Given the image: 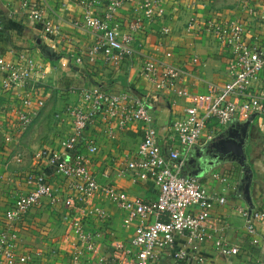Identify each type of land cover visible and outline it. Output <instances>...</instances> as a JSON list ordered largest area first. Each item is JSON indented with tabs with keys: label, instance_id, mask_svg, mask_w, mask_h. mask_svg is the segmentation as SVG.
<instances>
[{
	"label": "crops",
	"instance_id": "obj_1",
	"mask_svg": "<svg viewBox=\"0 0 264 264\" xmlns=\"http://www.w3.org/2000/svg\"><path fill=\"white\" fill-rule=\"evenodd\" d=\"M144 1H127L117 13L122 32L130 31L129 23L136 18L142 19V25L135 34L136 55L113 64L102 52L89 54L97 36L82 24L85 5L81 0H32L31 5L34 2L43 5L48 18L58 27L57 36L45 35L42 25L29 18L24 0H0V56L10 62L20 61L22 55L32 57L36 62L34 87L44 100L42 106L33 103L29 109L32 122L21 130L12 109L29 84L5 90L2 87L5 73L0 70V231L6 223V210L19 195L31 189L26 181L30 171L43 172L62 195L59 202L44 198L18 222L17 252L30 254L31 261L26 264H74L77 239L72 220L84 216L89 207L78 200L73 206L64 205V198L70 195L66 178L47 162L52 153H69L63 144L69 138H76V149L87 156L89 169L102 185L116 186L149 201L158 199L154 179L143 178L128 168L144 136L141 122L120 126L122 110H119L107 122L102 121L100 114L95 123L76 135L71 110L85 103L86 89L99 87L112 93L139 96L149 105L159 143L168 154L173 144L180 147L172 138V122L184 117L186 109L195 105L196 95L207 94L211 86L220 88L231 79L233 53L220 41L218 26L238 24L244 29L245 43L264 48V0H161L160 12L152 18L144 15ZM104 10V5L97 4L99 13ZM81 54L83 61L77 62L76 57ZM149 59L180 68L181 80L176 85L167 83L158 88L145 73L144 65ZM256 85L264 87V74ZM200 105L205 107V103ZM241 122L235 117L227 130L238 128ZM263 123L264 120L255 117L245 126L249 171L237 160L217 156L210 149L212 141L222 132L216 119L207 123L200 142L190 152L184 173L198 176L210 192L225 196L226 202L214 205L206 236L194 248L187 246L189 258L183 264H201L199 256L206 258V264L264 263V219L257 222V233L252 235L239 212L240 208H247L264 214ZM9 134L12 138L7 141ZM91 141L98 147L95 152L88 149ZM89 206L108 212L103 221L93 216L83 219L88 229L101 232L100 252L110 256L113 243H128L134 225L124 224L127 213L104 193L96 196ZM219 243L237 246L240 252L221 254ZM184 245L186 238H178L176 248ZM173 263L172 250L166 249L152 264ZM78 264H90V258L83 257Z\"/></svg>",
	"mask_w": 264,
	"mask_h": 264
},
{
	"label": "built area",
	"instance_id": "obj_2",
	"mask_svg": "<svg viewBox=\"0 0 264 264\" xmlns=\"http://www.w3.org/2000/svg\"><path fill=\"white\" fill-rule=\"evenodd\" d=\"M127 1L130 0H81L85 5L82 24L91 28L97 36L89 54L102 52L105 59L113 64L136 55L135 34L142 25V19L131 21L128 32L121 31L122 23L117 20L119 9ZM160 1L143 2L145 17L152 18L160 12ZM31 2L32 0H24L29 18L42 25L45 35L57 36L58 27L48 18L43 5L40 2L31 5ZM97 4L105 6L104 12L97 11ZM164 31L168 32L169 29ZM217 31L220 41L233 53L230 62L231 79L220 88L211 86L207 94L196 95L195 105L186 109L184 117L172 122V138L179 142L181 149L173 144L168 154L164 152L159 143L158 131L153 126L150 107L135 94L112 93L94 87L84 91L85 103L82 106L72 108L76 135L95 123L100 114L102 121L107 122L119 110H122L120 126L141 122L144 136L136 158L128 163V168L135 170L143 178L151 176L159 189L158 199L149 201L140 196H131L116 186L102 185L89 169L87 156L76 149L75 137L63 142L69 153L48 155V164L67 181L70 195L64 198V205L73 206L78 200L89 207L84 211V216H76L72 220L77 239L73 252L74 264H78L86 256L90 258V264H152L166 249L172 250L173 264H183L189 258L187 246L194 248L206 236L212 208L217 203L224 204L226 198L210 192L198 176L184 173L187 158L200 142L211 119L217 120L222 132L227 130V125L235 117L241 121H251L255 117L264 120V87L256 85L261 82L264 74V48L245 43L244 29L238 24L219 25ZM20 58L18 62H10L0 56V70L5 73L2 80L5 90L29 84L26 92L19 97L17 106L12 109L20 129L25 130L32 122L29 109L34 102L42 106L44 100L36 93L37 88L33 83L36 62L25 55ZM82 58V54L77 56V62H82ZM63 65L67 63L63 62ZM144 67L147 77L158 88L165 87L167 83L176 85L183 75V70L172 64H158L150 59L146 60ZM200 103H205V107ZM11 126L14 127L15 122ZM11 138L9 134L6 140L10 141ZM88 149L95 152L98 147L91 141ZM26 176L31 189L19 195L5 213L6 223L0 231V264H26L31 261L30 254L17 252V224L32 208L40 205L44 198L59 202L62 197L43 172L32 170ZM214 176L222 181L226 180L218 174ZM100 193L106 194L127 213L124 220L126 226L134 225V232L128 243H113L114 249L110 256L100 252L98 240L101 232L88 229L83 219L92 216L102 221L107 219L108 212L105 209L89 206ZM239 212L245 219L247 231L255 235L257 222L264 219L263 212L247 208H240ZM180 237L186 238V245L176 248ZM217 248L224 255H236L240 252L237 246L223 243H219ZM197 259L201 264H206L205 257L199 256Z\"/></svg>",
	"mask_w": 264,
	"mask_h": 264
},
{
	"label": "water",
	"instance_id": "obj_3",
	"mask_svg": "<svg viewBox=\"0 0 264 264\" xmlns=\"http://www.w3.org/2000/svg\"><path fill=\"white\" fill-rule=\"evenodd\" d=\"M242 122L241 126H239L238 128H231L219 134L212 141L210 149L214 151L217 156H227L229 158L237 160L243 168L249 171V168H247V157L245 151L247 131V127L245 126H248L251 121L247 120ZM246 193L249 194L248 187L246 188Z\"/></svg>",
	"mask_w": 264,
	"mask_h": 264
}]
</instances>
